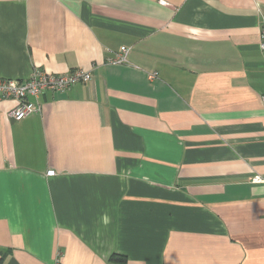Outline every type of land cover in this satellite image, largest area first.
Segmentation results:
<instances>
[{"label":"crops","instance_id":"obj_1","mask_svg":"<svg viewBox=\"0 0 264 264\" xmlns=\"http://www.w3.org/2000/svg\"><path fill=\"white\" fill-rule=\"evenodd\" d=\"M262 20L264 0H0V78L91 74L21 121L0 101V264H264Z\"/></svg>","mask_w":264,"mask_h":264},{"label":"built area","instance_id":"obj_2","mask_svg":"<svg viewBox=\"0 0 264 264\" xmlns=\"http://www.w3.org/2000/svg\"><path fill=\"white\" fill-rule=\"evenodd\" d=\"M259 47L264 53V20L259 24ZM127 54L128 49L120 47L119 51L114 53V57L109 58L108 61L114 64H124ZM149 78H154V75H149ZM90 80V72L82 69H76L63 75H53L38 69L25 80L0 78V101L15 102V106L8 111L7 116L14 121H21L39 110L38 106L28 102L30 98H37L46 92L63 93L77 84L89 83ZM260 100L264 107V95ZM58 262L59 259L56 260V264Z\"/></svg>","mask_w":264,"mask_h":264}]
</instances>
